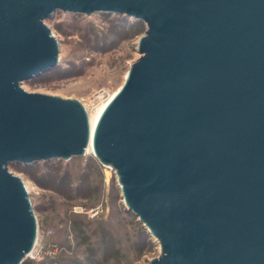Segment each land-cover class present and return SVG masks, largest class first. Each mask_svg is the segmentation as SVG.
Segmentation results:
<instances>
[{
  "label": "water",
  "instance_id": "95a60500",
  "mask_svg": "<svg viewBox=\"0 0 264 264\" xmlns=\"http://www.w3.org/2000/svg\"><path fill=\"white\" fill-rule=\"evenodd\" d=\"M58 12L147 27L94 129L79 101L22 86L60 62ZM90 146L161 245L147 264H264V0H0V264L38 236L10 166Z\"/></svg>",
  "mask_w": 264,
  "mask_h": 264
},
{
  "label": "rangeland",
  "instance_id": "374dc122",
  "mask_svg": "<svg viewBox=\"0 0 264 264\" xmlns=\"http://www.w3.org/2000/svg\"><path fill=\"white\" fill-rule=\"evenodd\" d=\"M46 24L59 41L60 62L22 86L27 92L77 100L88 112L100 103L96 96L102 93L105 99L123 85L139 58L137 39L147 30L143 22L105 14L58 12ZM10 170L25 183L38 222L28 261L147 264L161 255L160 243L127 211L114 170L93 153L32 167L11 165ZM96 208L103 212L91 218L90 211ZM77 225L87 227L81 231Z\"/></svg>",
  "mask_w": 264,
  "mask_h": 264
},
{
  "label": "bare ground",
  "instance_id": "6f19581e",
  "mask_svg": "<svg viewBox=\"0 0 264 264\" xmlns=\"http://www.w3.org/2000/svg\"><path fill=\"white\" fill-rule=\"evenodd\" d=\"M115 94H109L108 97H106L104 99L103 94L100 93L99 96L97 97L98 99H100V103L98 105H96V107L93 109L92 112H88L89 113V117H90V123H91V128L92 129H94V127H95L97 121L99 120L102 112L104 111V109L106 108V106L108 105V103L111 101V99L114 97ZM89 152L93 153V150H92L91 146L89 147L87 153H89Z\"/></svg>",
  "mask_w": 264,
  "mask_h": 264
},
{
  "label": "trees",
  "instance_id": "16d2710c",
  "mask_svg": "<svg viewBox=\"0 0 264 264\" xmlns=\"http://www.w3.org/2000/svg\"><path fill=\"white\" fill-rule=\"evenodd\" d=\"M47 73V72H46ZM45 74V73H44ZM25 167H32V166H25ZM90 223H88V225H89ZM78 226V228H79V230H81V231H83V229L82 228H86L87 226H85V225H82V226H80V225H77ZM88 229V228H87ZM102 234H104L105 233V235H108V231L105 229V228H101V231H100ZM149 242V241H148ZM103 243H107V242H103ZM23 264H34V262L33 261H28V260H26Z\"/></svg>",
  "mask_w": 264,
  "mask_h": 264
},
{
  "label": "built area",
  "instance_id": "2783aa9c",
  "mask_svg": "<svg viewBox=\"0 0 264 264\" xmlns=\"http://www.w3.org/2000/svg\"><path fill=\"white\" fill-rule=\"evenodd\" d=\"M98 96H96L95 98H97ZM101 212H103V210L101 208L93 209L90 211V217L91 218L97 217ZM31 256H32V254H31Z\"/></svg>",
  "mask_w": 264,
  "mask_h": 264
}]
</instances>
